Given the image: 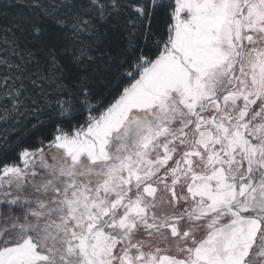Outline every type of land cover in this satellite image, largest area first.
<instances>
[{"label": "snow or ice", "instance_id": "snow-or-ice-1", "mask_svg": "<svg viewBox=\"0 0 264 264\" xmlns=\"http://www.w3.org/2000/svg\"><path fill=\"white\" fill-rule=\"evenodd\" d=\"M36 7L56 127L0 165V264H264V0H90L103 76L79 6Z\"/></svg>", "mask_w": 264, "mask_h": 264}, {"label": "trees", "instance_id": "trees-1", "mask_svg": "<svg viewBox=\"0 0 264 264\" xmlns=\"http://www.w3.org/2000/svg\"><path fill=\"white\" fill-rule=\"evenodd\" d=\"M61 2L62 0H0V165L20 164V153L24 149L35 147L40 140L50 138L56 127L46 118L47 109L41 113L37 107L41 100L42 81L33 75L37 68L34 61H28L27 57L34 47L32 27L41 19L40 9L36 5ZM72 2L79 6L77 11L89 21L88 25L82 26L86 30L81 31L76 40L83 46L91 47L95 53L93 66H98L97 71L103 76L108 71L104 64L107 59L105 54L116 50L124 32L114 24L95 22L96 14L87 10L90 0ZM97 33L100 34L99 40ZM14 52L18 55H13ZM5 77H9L8 87H5ZM33 80L36 81L35 84L32 83ZM98 83L103 87V80ZM17 91L21 92L18 98ZM83 119V116L79 117L80 122Z\"/></svg>", "mask_w": 264, "mask_h": 264}, {"label": "rangeland", "instance_id": "rangeland-1", "mask_svg": "<svg viewBox=\"0 0 264 264\" xmlns=\"http://www.w3.org/2000/svg\"><path fill=\"white\" fill-rule=\"evenodd\" d=\"M21 163H22V161H21ZM21 163H20V164H21Z\"/></svg>", "mask_w": 264, "mask_h": 264}]
</instances>
